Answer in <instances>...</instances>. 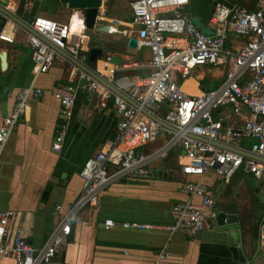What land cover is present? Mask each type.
I'll use <instances>...</instances> for the list:
<instances>
[{
	"label": "crops",
	"instance_id": "1",
	"mask_svg": "<svg viewBox=\"0 0 264 264\" xmlns=\"http://www.w3.org/2000/svg\"><path fill=\"white\" fill-rule=\"evenodd\" d=\"M131 1L101 0L97 14L99 28L84 30L86 47L81 52L85 61L81 64L104 80L90 92L83 88L78 72L73 73L63 56L56 57L47 72L33 77L26 30H19L12 43L0 41V53H6L4 69L0 62V124L18 89L32 86L43 92L29 104L0 152V211L12 212L6 238L9 243L15 232L20 231L35 248L45 244L81 192L79 170L84 162L106 149L115 134L120 116L110 99L102 100L104 88L109 89V84L122 90L121 84L127 85L150 72V50L127 47L135 32L130 35L106 32L105 20L130 23ZM7 3L17 18L23 19L27 13V23L35 15L62 23L76 17L77 24L84 18L82 11L70 10L60 0L0 1L1 5ZM216 3L236 4L235 0H189L184 12L200 31L214 34L215 27L209 17ZM101 14L106 16L105 20L98 19ZM240 39L229 32L226 47L238 48ZM90 48L103 49L105 55L98 56L94 63L89 62ZM112 56H117L121 64L110 63L108 58ZM132 63L141 66L128 69ZM224 75L223 66L197 67L179 83L186 94L196 96L216 87ZM63 84L74 88L75 100L64 141L55 151L52 146L61 118L59 103L50 89ZM243 115L246 116L244 112ZM163 140L159 137L141 147V151L152 152ZM245 146H249V141ZM186 162L180 151H174L152 164L150 178L126 177L105 187L96 205L83 207L71 219L70 233L60 253L42 264H153L158 252L168 255L165 264H264V249H260L257 236L258 229L264 226V216L257 207L264 202V182L260 185L264 178L257 180L238 171L225 184L209 171L202 182L215 193L216 202L206 211L203 229L195 236L167 232L171 206L186 198L182 191L184 182L198 180L180 172L181 164ZM220 211L234 215L236 222L217 224L215 217ZM104 220L116 224L148 223L158 228L138 230L118 225L104 228ZM0 264L15 262L9 256H0Z\"/></svg>",
	"mask_w": 264,
	"mask_h": 264
},
{
	"label": "built area",
	"instance_id": "2",
	"mask_svg": "<svg viewBox=\"0 0 264 264\" xmlns=\"http://www.w3.org/2000/svg\"><path fill=\"white\" fill-rule=\"evenodd\" d=\"M188 1L132 0L128 24H119L116 19L107 22L103 13L98 16L106 21L108 33L118 31L130 35L135 32L136 47L150 50V72L127 85L121 84L122 90H119L136 105L104 88L102 100L110 99L120 116L115 134L106 149L84 162L79 170L81 192L42 247L32 246L20 231L15 232L9 243L6 238L12 212L0 211V256L11 257L15 264L51 261L66 245L70 221L80 209L96 205L104 188L121 179L150 178L152 164L174 151H180L187 160L181 164L180 172L198 180L184 182L182 191L186 198L171 206L170 224L165 227L170 234L180 232L195 236L203 229L206 211L216 202L215 193L202 182L209 171L225 184L238 171L257 180L264 178V162L244 155L248 153L264 160V0H258L253 11L236 4L216 3L209 17L210 24L215 27L214 34L203 33L191 22L184 12ZM0 7L13 13L9 3L0 4ZM0 18L3 19L0 41L12 43L15 34L23 29L1 11ZM27 24L35 33L26 31L33 77L47 72L53 60L62 57L56 49L79 63L85 61L81 52L85 30L82 20L78 24L70 19L62 23L35 15ZM117 27L123 28L118 30ZM229 32L245 38V44L236 50L227 48ZM66 61L73 73L78 72L87 92L100 86L91 75ZM140 66L132 63L127 68ZM218 66L225 68V75L216 87L196 96L181 89L179 82L194 68ZM42 93L40 88L28 86L14 94L11 108L0 124V152L29 104L38 100ZM50 93L59 103L61 120L52 146L58 151L72 115L75 91L71 85L63 84L52 86ZM244 109L248 116L243 115ZM142 110L172 129L154 122ZM159 137L164 140L157 149L149 153L141 151V147ZM247 141L248 147L245 146ZM102 225L138 230L158 228L141 222L116 224L112 220H104ZM257 236L260 249H264V226L258 229ZM167 257L165 252H158L153 264H165Z\"/></svg>",
	"mask_w": 264,
	"mask_h": 264
},
{
	"label": "water",
	"instance_id": "3",
	"mask_svg": "<svg viewBox=\"0 0 264 264\" xmlns=\"http://www.w3.org/2000/svg\"><path fill=\"white\" fill-rule=\"evenodd\" d=\"M62 3H65L66 7L70 10H79L82 11L83 13V23L85 26V29L87 30H93L97 29L98 24H97V14H98V7L101 5V0H60ZM0 11L7 16H9L11 19H13L22 29L35 34L31 28L27 24V19H28V14L24 13L23 14V19H19L13 14L7 12L4 10L2 7H0ZM82 43V48L81 50H85L86 47V37H83L81 40ZM136 46V39L134 37L129 38L127 42V47L128 48H135ZM56 51L66 58L68 61L72 62L74 65H76L79 69L82 71L86 72L87 74L91 75L93 78H95L98 82L104 83V80H102L96 73H94L91 69L88 68L87 65L79 63L77 60L73 59L70 57L68 54H66L64 51H61L59 49H56ZM103 49L100 48H90L88 51V60L89 62H95L98 56H104L105 54L103 53ZM5 55L6 53L2 51L0 53V62H1V67L4 69L6 66L5 62ZM108 61L114 65H120L121 60L117 56H112L108 58ZM108 88L113 91L115 94L123 97L124 99L128 100L131 104L136 105L134 102L130 101L120 90L114 88L113 86L108 84ZM142 112L148 116L151 120L154 122L158 123L159 125L166 127L168 129H172L170 126L165 124L163 121L155 117L154 115L148 113L146 110H142ZM243 112L248 116V111L246 109L243 110ZM6 113V112H5ZM170 154V153H169ZM244 155L249 156L251 158H254L256 160L264 162L263 159L250 155L248 153H244ZM216 223L217 224H224V223H231V222H236V217L232 214H226L223 211H220L217 213L215 217Z\"/></svg>",
	"mask_w": 264,
	"mask_h": 264
},
{
	"label": "trees",
	"instance_id": "4",
	"mask_svg": "<svg viewBox=\"0 0 264 264\" xmlns=\"http://www.w3.org/2000/svg\"><path fill=\"white\" fill-rule=\"evenodd\" d=\"M235 3H236V5L239 6V7H242V8H244V9L248 10V11H253V10H255L256 7H257L258 0H235ZM2 24H3V19L0 18V28H1ZM240 38H241V37H240ZM240 40H241V42L239 43L238 48L242 47V46L245 44V42H246V39H245V38H241ZM236 49H237V48H235L234 50H236ZM174 168H175V167H174ZM193 177H194V176H193ZM188 181H192V182H194V180H188ZM263 182H264V181L261 182V184H260L261 186L263 185ZM254 204H255V203H254V200H253V201H252V205H254ZM263 206H264V202L261 203V204H259V205H257L258 210L261 209V210H260L261 213H259V214H260V215L262 214V215L264 216ZM257 220L259 221V216H257Z\"/></svg>",
	"mask_w": 264,
	"mask_h": 264
},
{
	"label": "bare ground",
	"instance_id": "5",
	"mask_svg": "<svg viewBox=\"0 0 264 264\" xmlns=\"http://www.w3.org/2000/svg\"><path fill=\"white\" fill-rule=\"evenodd\" d=\"M73 17H74V16H73ZM72 22H73L74 24H76V22H77V18L74 17Z\"/></svg>",
	"mask_w": 264,
	"mask_h": 264
}]
</instances>
